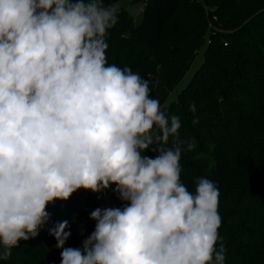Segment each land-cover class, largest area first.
Instances as JSON below:
<instances>
[{
	"label": "clouds",
	"instance_id": "obj_1",
	"mask_svg": "<svg viewBox=\"0 0 264 264\" xmlns=\"http://www.w3.org/2000/svg\"><path fill=\"white\" fill-rule=\"evenodd\" d=\"M118 12L103 0H0V260L38 236L49 204L114 184L126 203L92 211L81 247H65L68 221L49 229L61 264H225L218 186L180 180L179 116L138 72L107 62Z\"/></svg>",
	"mask_w": 264,
	"mask_h": 264
},
{
	"label": "trees",
	"instance_id": "obj_2",
	"mask_svg": "<svg viewBox=\"0 0 264 264\" xmlns=\"http://www.w3.org/2000/svg\"><path fill=\"white\" fill-rule=\"evenodd\" d=\"M117 1L103 0L106 6ZM117 7L118 22L106 36L108 64L138 72L168 115L179 116L185 142L175 141L182 150L180 180L193 192L201 176L218 186L225 264H264V0H149L138 25ZM202 45L200 65L166 103ZM188 142L195 144L191 151ZM173 143L170 137L164 147ZM115 187L99 193L81 188L49 204L50 219L38 236L19 241L0 264H61L49 229L68 221L65 247H81L95 229L92 211L126 203Z\"/></svg>",
	"mask_w": 264,
	"mask_h": 264
},
{
	"label": "rangeland",
	"instance_id": "obj_3",
	"mask_svg": "<svg viewBox=\"0 0 264 264\" xmlns=\"http://www.w3.org/2000/svg\"><path fill=\"white\" fill-rule=\"evenodd\" d=\"M116 5L126 9V11L133 16V20L135 25L140 24L142 20V12L140 9V3H131V0H118ZM203 45L196 51L195 58L193 59L192 63L190 64L189 68L187 69L185 75L181 78V80L174 86V88L169 92V95L166 99V103L174 100L180 90L185 86L187 81L192 76L193 72L198 68L200 62L202 60L201 50Z\"/></svg>",
	"mask_w": 264,
	"mask_h": 264
},
{
	"label": "built area",
	"instance_id": "obj_4",
	"mask_svg": "<svg viewBox=\"0 0 264 264\" xmlns=\"http://www.w3.org/2000/svg\"><path fill=\"white\" fill-rule=\"evenodd\" d=\"M149 0H144L143 1V3H142V5L140 6V11L142 12L143 11V8H144V6L146 5V3L148 2ZM224 45H226V43H224Z\"/></svg>",
	"mask_w": 264,
	"mask_h": 264
},
{
	"label": "water",
	"instance_id": "obj_5",
	"mask_svg": "<svg viewBox=\"0 0 264 264\" xmlns=\"http://www.w3.org/2000/svg\"><path fill=\"white\" fill-rule=\"evenodd\" d=\"M165 107V106H164ZM167 107V106H166ZM163 108V107H162ZM168 108L166 109V112H167Z\"/></svg>",
	"mask_w": 264,
	"mask_h": 264
}]
</instances>
